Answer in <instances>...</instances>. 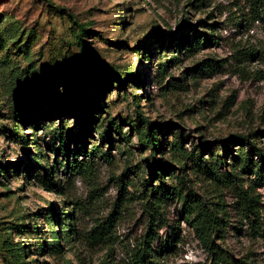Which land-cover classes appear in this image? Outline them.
Returning a JSON list of instances; mask_svg holds the SVG:
<instances>
[{"label": "rangeland", "instance_id": "obj_1", "mask_svg": "<svg viewBox=\"0 0 264 264\" xmlns=\"http://www.w3.org/2000/svg\"><path fill=\"white\" fill-rule=\"evenodd\" d=\"M202 32L215 43L198 39ZM183 33L187 42L178 47ZM59 70L70 82L78 76V87L96 70L107 73L74 94L68 81H57ZM119 72L129 81L119 82ZM51 89L99 108L87 120L38 104L22 122L27 103ZM144 120L158 125L164 144L183 138L191 152L212 142L225 161L219 172L238 178L215 182L192 162L182 170L168 144L154 154L139 138ZM88 123L85 139H74L75 127ZM111 125L112 141L105 139ZM259 130L264 17H254L248 0H0V264H16L18 255L31 264H135L152 222L160 264H211L212 253L189 223L193 215L181 200L162 196L145 159L169 168L167 185L181 186L177 176L187 173L191 195L222 207L228 223L214 235L217 246L234 259L264 264V230L250 228L239 196L242 185L264 206V185L234 169L241 148L224 142ZM62 131L60 143L54 135ZM259 143L264 148V138ZM59 146L85 149L78 155L83 169L66 170L74 156L58 153ZM226 147L234 150L225 153ZM45 168L59 187L41 183ZM155 197L162 198L159 207Z\"/></svg>", "mask_w": 264, "mask_h": 264}, {"label": "trees", "instance_id": "obj_2", "mask_svg": "<svg viewBox=\"0 0 264 264\" xmlns=\"http://www.w3.org/2000/svg\"><path fill=\"white\" fill-rule=\"evenodd\" d=\"M248 2L254 14V17L256 19L263 18L264 0H248ZM185 36V33H183L178 38L175 45L178 47H182L187 42ZM197 37L198 39L200 38L203 43L206 42L205 44L215 43V41H213V35H208L202 32L200 33V36L198 35ZM83 42L84 40L81 38V35H77L78 47H82ZM169 44L173 45L172 42H170ZM59 71V76L61 78L59 77L57 81L62 78L65 81H68L74 94L80 89H85L86 87L93 86L95 83L96 73L100 72L99 75H104L105 73H107V71L96 70L94 73L90 74L89 79L86 80L87 86H83V82L82 85L78 87V76H75L73 78L74 80L70 82L69 74H66L64 70ZM118 75L119 82L129 81V78L126 77L125 72H119ZM47 79H49V77H47L46 80ZM137 79L140 80V77L138 76ZM50 80L53 82L54 79L50 78ZM38 104L51 105V107H54L61 112L75 113L76 115H80L82 118H85L87 120H91L90 112L95 108H99L98 103L96 105H93L90 100H87L80 104H78L76 100H66L64 95L51 89L47 95H44L36 100H30L27 103V110L23 109V111H21V116L19 119L22 122H27L28 120H30V118L32 119L33 117L29 118L30 111L32 110L31 107H35ZM143 122L146 123V127L141 126L139 128V138L142 143L147 145L154 154H156L160 150L165 149V145L168 143L164 144L162 139L164 133L161 132L158 125L149 120H144L142 121V123ZM112 124H115V122H113ZM111 130L112 125L110 126V128H107L105 130V139H108L110 141H112ZM89 132H91V123H88L86 125L80 124L75 127V133L73 134V137L74 139L76 138L77 141H83L86 135L89 134ZM54 137L55 140L59 139L60 143L64 142L65 140L63 131L59 134L56 132ZM261 138H264V130L255 131L247 135H233L230 138L224 140V142L228 145L231 144L241 148V151L233 156L232 162L234 164L232 165L234 166L235 170L240 167L241 169L253 175L255 179V185H264V148L259 146V141ZM25 142L27 143V139H25ZM211 144L213 143L205 142L201 144L200 149L195 147L191 152H189L185 148L183 144V138H174L168 145H170V153L173 160L181 165L182 170L185 169L187 162H192L193 169L196 171H202L209 179L219 183H225L228 181L230 183H234L238 178L235 171L226 173L224 175L219 172V165H223L225 161L222 156L215 153L214 149L211 150ZM229 148L230 147H226L225 153L229 152V150H227ZM230 149L234 150V147ZM57 151L58 153H63V155H65L66 157L71 154L74 156L73 162L68 159H66V161L64 162L63 166L66 168V170L71 173H76L77 171L83 169V161L78 159V155L81 152L87 153L85 149L78 151L66 147L64 150H62V147L59 146ZM205 151L210 152L209 158L204 156ZM94 153H96L95 149L92 152V156ZM255 158L257 160H255ZM145 160L147 162V168L151 170L152 176L157 177V179L161 183L158 186V189H160L162 196L181 200L184 206L183 211L187 212L190 215H193V219H189V223L193 225L201 240L205 243L207 248L212 253L213 258L211 264H252L251 261H248L244 258H232L229 252L221 249L215 244L214 235H219V233L224 234L226 232V226L228 223V219L225 217L226 213L223 211L222 207H209L200 199H196L194 197L195 195H191V192L184 188L186 180L190 179L187 173H185L183 176H177L179 182L181 183V186L180 184L167 185L165 183L164 175L170 171L169 168H161L160 166H158V164L149 162L148 159ZM159 169H161V172L159 171ZM45 171L47 173L41 183L47 186V188L49 189L59 187V182H57L53 178V170L51 168H45ZM148 186L149 184L146 180V182L143 184V189L146 191L148 189ZM240 189L241 190L239 196L243 204V214L249 220L250 228L253 231H263L264 216H262V212L264 210V206L261 205L260 199H257L252 191H250L249 189H244L242 185L240 186ZM156 193H158L157 188L156 190H152V195H150L149 198L154 196ZM161 199L155 197L154 205H157L159 207ZM64 214L67 215V219L70 220L71 211L65 212ZM50 218L52 217L50 216ZM153 226L154 224L152 222L151 227L149 228V232L151 233L147 235L145 245L135 254V264H160L155 254L156 251H154V249L152 248V244L154 243L157 235V232L154 230ZM65 237H69V233L65 234ZM58 238L59 236H57V240H60ZM16 259V264H31L30 261L23 260L19 255Z\"/></svg>", "mask_w": 264, "mask_h": 264}]
</instances>
